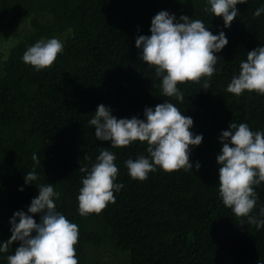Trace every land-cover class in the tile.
<instances>
[{
  "label": "trees",
  "instance_id": "trees-1",
  "mask_svg": "<svg viewBox=\"0 0 264 264\" xmlns=\"http://www.w3.org/2000/svg\"><path fill=\"white\" fill-rule=\"evenodd\" d=\"M261 6L264 0L238 4V16L223 28L221 17L205 11L207 0H0V26L11 15L24 19L0 64V241L11 236L13 212H27L38 187L52 183L60 193L57 210L79 229L78 264H102L96 249L107 245L127 250L129 264H264V228L224 206L216 163L219 133L229 124L264 131V95L226 91L247 52L264 45V14H253ZM161 10L200 19L228 38L215 53L218 71L210 88H202L206 77L178 83L182 102L162 95L155 66L140 59L135 45L138 35L151 34V19ZM26 20L30 27L22 30ZM52 37L64 47L50 67L36 70L22 60L29 46ZM165 100L193 118L194 134H203L200 145L190 146L193 168L169 172L157 166L146 180L133 179L124 161L148 156L147 143L113 147L96 139L88 121L101 103L118 119H143L145 106ZM102 149L116 154V182L124 187L99 214L81 216L77 196L85 174L79 168H90ZM33 169L37 180L25 184ZM254 187L258 199L250 215L264 219V182ZM31 215L39 222L38 213ZM18 246L14 241L0 253V264H8Z\"/></svg>",
  "mask_w": 264,
  "mask_h": 264
},
{
  "label": "clouds",
  "instance_id": "clouds-1",
  "mask_svg": "<svg viewBox=\"0 0 264 264\" xmlns=\"http://www.w3.org/2000/svg\"><path fill=\"white\" fill-rule=\"evenodd\" d=\"M248 0H207L205 11L221 17L223 28L231 26L238 16V4ZM264 14V6L253 13ZM150 35H138L135 45L140 49V59L149 66H155L157 77L161 78L162 95L184 101V93L177 87L185 81L200 82L202 88H210V80L218 71L217 55L227 44L223 30L213 34L200 19L187 15L179 18L166 10L156 13L151 19ZM63 42L56 38L41 39L29 46L22 60L36 70L50 67L57 55L63 51ZM226 91L237 96L245 91L264 95V45L247 52L246 60L240 62L238 75H234ZM143 119L137 116L117 118L110 106L101 103L88 121L95 126V137L110 141L113 147H125L134 141L146 142L148 156L138 155L134 160L124 161L131 178L146 180L157 166L164 171L193 168L190 161L192 147L202 143L203 134H194L190 129L193 118L184 115L169 101L145 106ZM221 149L216 155L218 168L219 196L225 207L236 216H246L250 224L259 230L264 228V219L250 215L256 206L258 194L254 186L264 182V131L251 130L247 123H231L227 130L219 133ZM33 160L40 163L37 155ZM116 154L102 149L96 162L90 168L79 170L82 187L77 196L78 212L81 216L99 214L108 203L115 202L114 192L124 187L117 183L118 167L114 163ZM195 163V168H200ZM35 169L24 175L25 184L37 180ZM38 195L32 198L27 212L17 210L9 219L11 236L0 241V253H6L14 241L19 246L6 257L8 264H78L74 245L78 242L77 224L70 222L57 210L55 199L60 193L52 183L40 185ZM20 191L23 186H20ZM39 214V222L33 215ZM259 215L264 217V207ZM18 218V220H17Z\"/></svg>",
  "mask_w": 264,
  "mask_h": 264
},
{
  "label": "rangeland",
  "instance_id": "rangeland-1",
  "mask_svg": "<svg viewBox=\"0 0 264 264\" xmlns=\"http://www.w3.org/2000/svg\"><path fill=\"white\" fill-rule=\"evenodd\" d=\"M10 15L11 13H9L5 17V20L3 21H6L9 18H11L12 21L10 19L4 23H1V26H0V64H1L3 54L5 50L7 49L8 42L11 41V36L19 35V34L15 35V33H18L19 26L22 23L21 20H24V19L16 18L12 15L10 16ZM27 25H28V21L27 20L23 21L22 30L23 28L25 29L26 27L27 28L30 27L29 25L28 26ZM96 253L97 255L95 256H97V258L101 261L102 264H129L130 263L129 262L130 261L129 252L121 248H117V247L110 248L109 245H107V248L105 250H103L102 248H97Z\"/></svg>",
  "mask_w": 264,
  "mask_h": 264
}]
</instances>
